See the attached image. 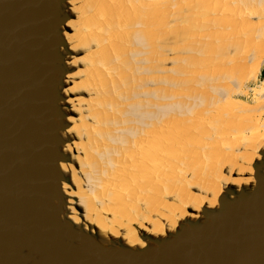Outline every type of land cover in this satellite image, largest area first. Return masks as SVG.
I'll return each instance as SVG.
<instances>
[{
  "label": "water",
  "instance_id": "95a60500",
  "mask_svg": "<svg viewBox=\"0 0 264 264\" xmlns=\"http://www.w3.org/2000/svg\"><path fill=\"white\" fill-rule=\"evenodd\" d=\"M108 1L0 0V264H264V149L252 157L250 181L222 187L196 212L187 207L173 226L131 223L139 243L83 217L88 204L77 189L85 187L71 170L83 154L98 181V146L88 126L80 151L71 149L70 127L80 111L92 117V134L98 127L86 101L95 95L94 35ZM99 215L119 220L116 211Z\"/></svg>",
  "mask_w": 264,
  "mask_h": 264
},
{
  "label": "rangeland",
  "instance_id": "374dc122",
  "mask_svg": "<svg viewBox=\"0 0 264 264\" xmlns=\"http://www.w3.org/2000/svg\"><path fill=\"white\" fill-rule=\"evenodd\" d=\"M207 1H209L210 3L214 2V0H207ZM108 2H109L108 5H105L103 7L102 13L104 14V17H107V19H110V20H107V25L109 27L111 26V29H110L111 32L109 33L110 35L105 37V39H103L101 42L99 41V51H100L99 61L103 65L105 63L106 67L109 66L110 69H112L111 70L112 76L110 75L111 76L110 79H112L113 82H112V80H110L112 87L110 85H108V83L106 81L103 82L104 85L106 84V86L110 90H107L108 92L105 91V89L102 90L103 92L105 91V95L100 94L101 97L99 96V98L103 101V96H104V99H106V97H107V99L105 101V105H106V103H109V102L112 103L110 107L105 106L106 110L109 109V110H112V112L113 111L115 112V114H112L114 117L111 120V126L112 127L115 126V128H116L115 130H121V131H124V133H120V134L116 133L115 134V132H113V135L111 137H109L108 135H106L108 133V131L103 136L102 130L98 129L97 134L95 135L97 137V139L95 138L96 139L95 144L97 146H101V145L105 144L106 141L110 140L111 142H113V144L108 146V147L112 148L114 146L121 147L122 145L125 144V141H126L128 147L132 148L131 150H132L133 154L131 153V155H129L127 153L125 155V157H123V160H122V157H120V156H122V154L116 153L115 148H113L112 152H114V153H112L107 158H109L110 163H114L116 161L118 163V161H119V164H120L121 160L124 161L123 165L125 167L122 165L123 167H121L120 170L122 169V172H124L125 175L129 176L131 174V176H133V178L134 177L136 178L137 176H139V178H142L143 180L145 179L144 176L147 178L149 176V174L152 175V172L148 173V172L144 171V173H143L141 160L138 159V161L137 160L132 161L130 159V158L133 159V157H135L136 154L138 155V153L142 152V151L144 153L143 157L145 156V159H144L145 162L146 163H148V162L153 163V168H154V166L156 168L155 171L157 170V168L160 167L158 163H160V162L165 163V162H162L164 160L165 156L167 158V157H171L174 154L171 157V160L173 159L172 162H173V164L176 165L177 162L174 159V157L175 156L177 157V154L182 153V151L186 152V153L188 152L190 154L189 159L191 161H187V162L183 161L182 163H178V165H181L179 168L176 169V167L175 168L173 167V169L169 170V174H168L169 178L175 177L174 182L176 184H179V186L184 185V184L186 185L190 182L200 180L199 177H200L201 173L199 171H203L200 168H203L205 166V164L207 162H211V160L216 161V164L218 166H220V168H222L223 170H227L228 166L231 165V162H236L235 159H230V157L227 154L232 149L235 150L234 147L237 148L236 153H234V155L246 153L247 147H248L247 145H249V143H250V142L235 143L234 145H232L233 146V148H232L231 145H229L230 143H227V142L228 141L232 142L231 136L232 137L235 136V138H236V135H240V134L242 135V134L248 133L247 129H245V128H246V126L249 125L248 120H246V118L248 119L249 115L246 112L251 110L252 108L254 111L258 112V109L260 108V106L262 104V103H259L260 101L256 102L253 100V91L250 89H248L246 91V93H244V94L238 93L239 94L238 97H236L235 93L239 89L240 90L243 88L245 89V87H247V88L262 87L264 89V74H262V72L264 73V64L262 66V70L259 71V73L257 74L256 77H254L248 81H247V79H245V77L247 78V76H248V73L246 74V70L249 68V66L251 65V63L253 61V58L251 56V55H253V52H251V51H253V47L258 45L259 42H254L253 44L252 43H244L245 45L242 44L241 46L236 45L237 42H235L231 46L226 48V49H231V51L232 50L236 51V54L238 55L237 56V63L240 62L242 64V62H243V65H241L242 67L239 66L240 68L237 66L233 69L234 66L232 65V62H234V61H232V60H229V61L225 60V61H222V63H219L217 60H215L217 57L215 59L213 58V60H212V58H210V54L215 53V51H217V50L220 51V49L223 47H221L222 46L221 44L219 47H217L218 45H216V43H218V42H216V41L217 40L220 41V39H219V37H216L215 35H213V30H211V29L214 27L213 29L216 30L217 29L216 27L221 25V23H222V25H224L225 28L227 27V30L226 29H224V30H226V32H229V33L224 32V34H226L225 36L236 38V37H234V35L232 36L231 33H233V32H230L228 30V28L230 26H231L230 28L234 27L236 32H240V31H242V29H243V31L248 30V31H246L247 33H243V35L249 36L248 33L251 32L250 29L253 28L255 20L258 21L259 17L261 18V14L264 11V8H263V10H261V12L260 11L256 12V10H257L256 8H252L251 10H249V9L246 10L245 15H244L245 19H255L252 24L250 22L244 20V19H241V21L239 22L240 24L239 23L237 24L236 22L233 24L232 23L233 20L231 19L232 17L230 15L231 13L229 14L230 17L228 19H227V16L223 17L221 15V13H219L216 15L217 20L213 21V23H210V26H207V27H209L208 29L210 30V31H207L208 29L207 30L200 29V28H202V26H200V25L202 23H204L205 19H204V15H200V13L203 10H199V9H201L203 7L202 4L205 3V0H138L139 4H137V0H109ZM247 2L251 6H253L255 4V2L253 0H247ZM120 5L122 6L123 10L120 8ZM113 10L118 13L117 14L114 12L115 18H113V16H112ZM141 11H142V14L144 15V18H145L147 24L149 25L148 27L142 26L143 28L142 27L137 28V27H135L137 25H134L137 23L132 24L133 22H136L140 19L141 20L144 19L141 17L142 16L140 14ZM236 11H238V10H236ZM254 12H256V13H254ZM224 14H226V13H224ZM255 14H256V18L253 17V15H255ZM250 15H251V17H250ZM112 19H114L115 22L120 21L123 23V27L121 30H118L119 25L117 24V22L114 24V21ZM215 22L217 24H215ZM141 23H143V22H141ZM192 23H196V24H192ZM144 24H145V21H144ZM207 27H205V28H207ZM197 29H199V31L207 32L208 35H204L207 39H205L204 36L198 37V34H195V32L193 33V34H195L194 39H191V36L193 35V34L191 35V32L193 30H197ZM205 32H201V33H205ZM170 34H171L172 41H168V45L171 43L172 48H171V51L168 54V56H170L173 59V61H166V58L164 57L162 52H159L160 50L163 49L162 44H160V43H164L163 42L164 39L166 40V38L169 37L168 35H170ZM141 35L143 38L141 37V40H140L139 37ZM178 35H179V37H176V39H178L176 41L175 36H178ZM240 35H241V33H240ZM113 36L116 37V42H117V43L115 42L116 44H114L112 42L111 38ZM115 37H113V38H115ZM164 37H166V38H164ZM208 38H210L212 40H209ZM214 38H217V39H215L216 41H213ZM138 39H139L141 46H140V44H137ZM153 40H155L154 44L150 43ZM204 40H206V41H204ZM157 41H158V43H156ZM183 41H184V43H183ZM110 44H111V46H110ZM165 44L167 45V40H166ZM227 44H228V41H227ZM102 46L104 48L106 47L107 50L110 52V54L108 53V51L106 52V48L102 49ZM179 46H181V49H177V48H179ZM116 47H118L119 49H116ZM150 47H151L152 51H151V49L149 51ZM259 47H262V43L259 45ZM210 48H211V50H210ZM249 49H251V51ZM139 50L141 51V54L146 58L147 62L151 63L154 61V59L158 60L157 68L151 70V72H153L152 74H155L153 76L154 83L156 84L155 86H158V87H155L153 84H151V81H148L146 83L144 82V81H147L149 78H148V75L144 78L143 73H146L147 71H149L150 66L154 65L155 61L153 62L154 64L146 65L145 67H147V68H144L143 58L141 55H139V53H140ZM181 51L183 53L180 54L179 52H181ZM104 54H106V55H104ZM129 55L130 56L132 55L131 56L132 59L136 58L137 60H129V58H128ZM109 56H110V58H109ZM244 57L246 58V60L244 59ZM248 57L251 60L249 59V61H247ZM140 60H141V62H139ZM118 63L120 65H118ZM228 63L231 64V66ZM244 63H245V65H244ZM116 65L119 66V68H117V70L119 72H120V67H121V69H123L122 72H120L119 74H117L118 71L116 72L113 69V67H115ZM212 65H214V66H212ZM246 66H248V67H246ZM100 67L103 68V66H101V65H100ZM101 68H100V72L103 70V69L101 70ZM132 68H133V70L131 71L130 69H132ZM127 69L130 70L131 72L128 71ZM100 76H101V79L107 78L106 72H105V74L101 72ZM122 76H123V78H122ZM165 77L170 78L172 84L171 83L169 84L168 82H166L165 80H167V78H165ZM161 80H164V81L162 83H160ZM244 80L246 82H244ZM164 83H166V84H164ZM114 86L115 87L118 86L117 87L118 90ZM116 91H120V92H116ZM97 92H98V89H97ZM106 92H107V94H110V95L107 96ZM170 92L173 94H171ZM123 93L124 94L126 93L128 96L125 97V95H123ZM112 94L113 95L119 94V95H117V97L116 96L112 97ZM118 96H120V97H118ZM207 97H208V100L206 99ZM112 98H113V100H112ZM173 98H174V102H173ZM231 98H235V99L237 98L239 100V102H241V101L247 102L246 104H248L247 105L248 107L246 106V108L245 107L242 108L241 105H236L237 103L236 104L233 102L231 103V101H230ZM123 100H125V101H123ZM189 100L191 102H189ZM102 101L98 100V102H102ZM186 101L189 103L187 104ZM125 102H127V103H125ZM139 102H140V104H139ZM222 102H223V104H222ZM120 103H122V106H120ZM169 103H170V105H169ZM134 104H135V106H133ZM159 104H160V106H159ZM194 104H195V106H194ZM231 104H235V105L231 106ZM192 105L194 107H192ZM176 106H177V108H176ZM239 106H240V108H239ZM120 107H122V108H120ZM163 107H165V108H163ZM179 107H181V108H179ZM189 108H190V110H189ZM97 109H98V107H97ZM176 109H177V111H176ZM101 110L103 111V108H99L98 113H97V110H95V114H94V117L96 119L95 120L96 126L98 125L97 128H101L102 126H104V124H106L104 121H102V122H104L103 124L101 122V119H103V115L101 114V112H102ZM201 110H202V112H201ZM237 110H239V111H237ZM199 111L201 112V115L199 114ZM120 113L124 114V117H122V118H125V120L128 122V125H126V122H124V119H121L122 123L117 120L119 118ZM129 113H131L132 115ZM202 114L205 116L202 117ZM223 114H224V116H223ZM262 114L264 115V110H263ZM134 115L136 116L135 117L136 120L134 117H132ZM236 115H238V116H236ZM263 115L259 116V118L262 119ZM200 116H201V118H200ZM212 117H213V119H212ZM146 118H147V120H146ZM166 118H167V120H166ZM175 122H177V123H175ZM120 125H122V126H120ZM131 125H135V129L139 132H136L135 129H132L133 127ZM243 126H245V127H243ZM120 127H121V129H119ZM150 127L151 128L154 127V129L156 131L155 130L150 131V129H151ZM123 128H124V130H122ZM138 128H139V130H138ZM172 128H176V130L172 129ZM105 129L107 130V128H105ZM177 130H179L180 132ZM189 130H191L190 132L192 133L193 136L190 135L191 133L189 132ZM149 133H151L152 135L158 134V136H159V137L157 136V138H155L156 142L153 143V146L155 148L152 147V150H151V146L149 145V142H147V140H143L142 145L138 146L141 142L142 136L143 135L149 136ZM109 135H111V134H109ZM125 136H126V138H125ZM176 137H178V138H176ZM113 138H115V139L112 140ZM191 138H193V139H191ZM226 138H227V140H226ZM172 139H174V141ZM117 140H119V141L117 142ZM161 140H162V142H161ZM169 140H170V142H169ZM133 141H135V142L133 143ZM171 141L176 142V143L172 144ZM236 141L237 140L235 139L234 142H236ZM178 142H180V143H178ZM135 143L138 147H140L139 148L140 150H138V152L136 150L137 146L134 145ZM164 143H165V146L163 145ZM176 144L177 145L179 144L178 147ZM211 144L214 145V146L212 145L213 148L211 147ZM226 144H228V146H226ZM196 145H198V146H196ZM207 145H209V147H207ZM170 146H171V149H169ZM174 146H176V147H174ZM158 147H160V148H158ZM191 148L192 149L196 148V149H193L194 150L193 151ZM165 149H168V150H165ZM145 150L148 153H146ZM174 150H177V151H174ZM180 150H181V152H180ZM165 151L166 152L168 151L167 152L168 155L165 153ZM135 152H137V153H135ZM157 152L159 153V155ZM156 153H157V155H156ZM114 155H115V157H114ZM151 156L154 157V159ZM166 158H165V161H166ZM96 159H98V158H96ZM113 159H114V161H113ZM155 159H156V161H154ZM99 161H100V163H99ZM106 162L107 161H104L101 158V159H98V162H96V163L94 161L93 164L95 165L96 168H98V166H100V165L101 166L105 165ZM240 162H242L241 159H238V163H240ZM97 163H99L100 165ZM101 163H104V164L102 165ZM136 167H137V170H139V171L136 170ZM168 167H171V166H168ZM212 167H214V166H212ZM96 168H95V172H96ZM138 168H140V169H138ZM208 169H210V168L206 167V166L204 167L203 172L206 175L209 174V173H207ZM211 170L213 171V169H211ZM155 171H153L154 174L156 173ZM140 172H142V173H140ZM209 172H211V171L209 170ZM213 172L215 174H217L215 171H213ZM213 172H212V174H214ZM180 173H181V175H179ZM182 173H185V175L183 176ZM135 174H136V176H135ZM137 174H139V175H137ZM131 176H130V178H131ZM212 176L213 175H211V177ZM218 178H220V177L218 176ZM184 181H186V182H184ZM215 181H217V178ZM182 182H184V183H182ZM148 191L153 193V190H151V189H148ZM148 197H149V195H147L145 198H148Z\"/></svg>",
  "mask_w": 264,
  "mask_h": 264
},
{
  "label": "bare ground",
  "instance_id": "6f19581e",
  "mask_svg": "<svg viewBox=\"0 0 264 264\" xmlns=\"http://www.w3.org/2000/svg\"><path fill=\"white\" fill-rule=\"evenodd\" d=\"M255 2V4L253 6H251L247 0H214V2L210 3L209 1L205 0V3H203V7L199 10H203L200 15H204V23H202L200 26H202V28L200 29H205L207 30L209 27L207 26H210V23H213V21H216L217 20V17L216 15L221 13V15L224 17V16H227V19L230 17L231 15V19L233 20L232 23L234 24L235 22L238 24L241 19H244L248 22H250L251 24L253 23V21L255 19H245L244 15H245V12L247 9L251 10L252 8H256V12L263 10L264 8V0H253ZM210 3V4H209ZM137 4L138 3V0H137ZM120 8L122 9V6L120 5ZM115 9V8H114ZM123 10V9H122ZM141 10V9H140ZM238 10V11H236ZM114 12L117 13L116 11L113 10V18H115V15H114ZM254 12V13H256ZM226 13V14H224ZM231 13V14H230ZM118 14V13H117ZM140 14L142 15L141 17L144 18V15L142 14V11L140 12ZM195 14V13H194ZM230 14V15H229ZM118 16V15H117ZM174 16V15H173ZM129 17V16H128ZM251 17V15H250ZM254 18H256V14L253 15ZM123 18V17H122ZM132 18V17H131ZM198 19V18H197ZM219 19V18H218ZM107 20H110V19H107V17H104V19L101 21V25L102 27H100L97 31H96V34L94 35L95 39L99 42H101L103 39H105L106 36L110 35L109 33L111 32L110 29H111V26L109 27L107 25ZM114 21V19H112ZM111 20V21H112ZM212 20V21H211ZM144 21H145V24H144ZM196 21V20H195ZM219 21V20H218ZM243 21V20H242ZM117 22V21H116ZM114 21V24L116 23ZM143 22V23H141ZM197 22V21H196ZM224 22V21H223ZM99 23V22H98ZM134 23H137V24H134ZM117 24L119 25V28L118 30H121L122 27H123V23L118 21ZM132 24L134 25H137L135 27L137 28H141L142 26H149L145 20V18L143 20H138L136 22H133ZM192 24H196V23H192ZM215 24H217L215 22ZM226 24V23H225ZM240 24V23H239ZM244 24V23H243ZM112 25V24H111ZM193 26V25H192ZM207 28H205V27ZM245 26V25H244ZM231 27V26H230ZM228 28V30L230 32H233L231 33L232 36L234 35V37L236 38H232V37H228V36H225L226 34H224V32H226L227 30V27L225 28L224 25H219L217 26L216 28L218 29H211L213 30V35H215L216 37H219L220 41L219 40H215L217 38H214L213 41H216L218 43H216V45H218L217 47L220 46V44L222 45L221 47L223 48H219L220 51H215V53H212L210 54V58H213L216 59L219 63H222V61H225V60H232L234 62H232V65L234 66L233 69L235 67H239L241 65H243V62L242 64L239 62L237 63V54H236V51L235 50H232L231 49H226L227 47L231 46L233 43L237 42L236 45L238 46H241L242 44L244 43H254V42H259L258 45L254 46L253 47V51H251V49H249L251 52H253V55L252 58H253V61L251 63V65L249 66V68L246 70V74L248 73V76L247 78L245 77V79L250 80L254 77L257 76V74L259 73L260 71V68L262 66V64L264 63V11L262 12L261 14V18L259 17L258 21L255 20L254 22V25H253V28H251V32L248 33L249 36H245L243 35V33H247L246 31L248 30H244L242 29V31L240 32H236V30L233 28ZM242 27V26H241ZM143 28V27H142ZM226 29V30H224ZM249 30V31H250ZM207 31H210L209 29ZM238 31V30H237ZM195 32V34H198V37H203L204 35H208L207 32L205 31H199V29L197 30H193L191 32V35ZM198 32V33H197ZM201 32H205V33H201ZM236 32V33H235ZM212 33V32H211ZM226 33H229V32H226ZM241 33V35H240ZM193 34L191 36V39H194V35ZM203 34V35H202ZM101 35V36H100ZM113 35V34H112ZM169 37H164L166 38L167 40V45L165 44L166 40L164 39V43H160L162 44V50H160L159 52H162V54L164 55V57L166 58V61H173V59L168 56V54L170 53L171 51V43L168 45V41H172L171 39V34L168 35ZM115 37V36H113ZM111 38L112 39V42L114 44H116V37L115 38ZM141 37L142 35L139 37V39L141 40ZM176 37H179L178 36H175V39ZM197 37V38H198ZM205 37V36H204ZM209 37V36H208ZM143 38V37H142ZM196 38V39H197ZM139 39H138V43L137 44H140L139 42ZM205 39H207L205 37ZM209 40H212L210 38H208ZM178 39H176L177 41ZM187 40V39H186ZM154 41L153 40L152 42L150 43H153L154 44ZM192 41V40H191ZM194 41V40H193ZM206 41V40H204ZM227 41H228V44H227ZM116 42V43H115ZM158 43V41L156 42ZM155 43V44H156ZM184 43V41H183ZM199 43V42H198ZM211 43V42H210ZM262 43V47H259V45ZM213 44V43H212ZM227 44V45H226ZM203 45V44H202ZM214 45V44H213ZM245 45V44H244ZM111 46V44H110ZM109 46V47H110ZM129 46V45H128ZM141 46V44H140ZM157 46V45H156ZM155 46V47H156ZM211 46V45H210ZM138 47V46H137ZM213 47V46H212ZM106 48V47H105ZM103 46H102V49H105ZM125 48V47H124ZM139 48V47H138ZM208 48V47H207ZM232 48V47H231ZM116 49H119L118 47H116ZM151 47L149 48V51H150ZM177 49H181V46H179V48ZM209 49V48H208ZM214 49V48H213ZM218 49V48H217ZM211 50V48H210ZM107 48H106V52H107ZM152 51V49H151ZM214 51V50H213ZM103 52V51H102ZM139 55L142 56L143 58V64H144V68H147L145 67L146 65H152L150 66V69L149 71H147L146 73H143L144 75V78L148 75V80L147 81H144L145 83L148 82V81H151V84H153L154 86L156 85L154 83V80H153V76L155 74H152L153 72H151L152 69H155L157 68L158 66V60L154 59V63L153 62H147L146 58L141 54V51L139 50ZM108 53L110 54V52L108 51ZM180 54L183 53L182 51L179 52ZM245 53V52H244ZM102 54V53H101ZM108 54V55H109ZM106 55V54H104ZM250 55V54H249ZM132 56V55H131ZM131 56L129 55V60H137L136 58L135 59H132ZM104 57V56H103ZM179 57V56H178ZM110 58V56H109ZM240 58V57H239ZM100 59V58H99ZM99 59L97 58V60H95V63H94V66L96 67L95 68V75H93L92 73L89 72V74H91L93 76V88H94V91H92L93 93L95 92V95H94V98H91L89 100H87L86 102L87 103H93L95 105V108L97 110V113H98V110L99 108H103V111L101 112V114L103 115V119H101V122L104 121L106 124H104V126H102L101 128H96V130H94V134L91 133V131L93 130V122L92 121V117H90L88 114L84 115H80V112H79V116L78 117H74L72 118L71 120V129L73 131L76 132L75 134V139L72 140L71 142V149H75L76 152L80 151V148H81V139L79 137H83L82 134V131L81 130H87V127L90 126L92 128H89L88 131H89V135L88 137H91L93 139V143H95L97 137L95 136L97 134V130L98 129H101L102 130V133H103V136L105 135V133L108 131V133L106 135H108L109 137H111L113 135V132H115V134H120V133H124V131H121V130H115V126H111V120L112 118L114 117L112 114H115V112L112 110H106L105 106L106 107H110L112 103H106L105 105V101L107 99H104V96H103V101L99 98L100 94H104L105 95V91L107 90H110L106 84L104 85V81H106L108 83V85L111 86V82L110 79L111 78V70L109 66L106 67V64L104 63V65L99 61ZM244 59L246 60V58L244 57ZM249 57H248V60L249 61ZM128 60V61H129ZM251 60V59H250ZM145 61V62H144ZM141 62V60L139 61ZM128 63V62H127ZM234 63V64H233ZM249 63V62H248ZM229 64V63H228ZM247 64V63H246ZM103 66V68L100 67ZM109 65V64H108ZM118 65H120L118 63ZM116 65L115 67H113L114 71H118L117 68H119V66ZM231 66V64H229ZM245 65V63H244ZM214 66V65H212ZM242 67V66H241ZM248 67V66H246ZM100 68H101V72L105 74L106 72V77L107 78H103L101 79V72H100ZM126 68V67H125ZM128 68V67H127ZM225 68V67H224ZM240 68V67H239ZM245 68V67H244ZM90 69V68H89ZM243 69V68H242ZM123 69H121L120 67V72H122ZM128 70V69H127ZM131 71L133 70L130 69ZM128 70V71H130ZM136 70V69H135ZM239 70V69H238ZM91 71V69H90ZM130 71V72H131ZM242 71V70H241ZM119 71L117 72V74L120 73ZM83 73V72H82ZM115 73V72H114ZM124 74V73H123ZM127 74V73H126ZM236 74V73H235ZM245 74V75H246ZM97 76H100V77H96ZM111 75V76H110ZM142 75V76H143ZM126 77V76H125ZM156 77V76H155ZM123 78V76H122ZM167 78V77H165ZM88 78L85 76L84 78H81V79H78L77 81L74 82V86L76 85V87H80L82 86V84L87 80ZM169 80V81H168ZM243 80V79H242ZM160 81V80H159ZM164 80H161L160 83H162ZM166 82H168L169 84L171 83V80L170 78H167V80H165ZM113 82V80H112ZM244 82H246L244 80ZM243 82V83H244ZM166 84V83H164ZM172 84V83H171ZM96 86V88H95ZM109 86V87H110ZM106 87V88H105ZM112 87V86H111ZM110 87V88H111ZM115 87V86H114ZM118 87V86H117ZM117 87H115L117 89ZM155 87H158V86H155ZM114 88V89H115ZM97 89H98V92H97ZM105 91L103 92L102 90ZM126 89V88H125ZM244 89V88H243ZM239 89L235 94H236V97H238L239 94H244L246 93V91L248 89L252 90L253 91V100L254 101H260L259 103H262L260 108L258 109V112L257 111H254L253 108L249 111H247L246 113L249 115L248 116V119L246 118V120H248L249 122V125L246 126L245 129H247V134H240V135H236V138L235 136H231L232 138V142L231 141H228L227 143H230L229 145H231V147L233 148L232 145H234L235 143H242V142H250L249 145H247V152L246 153H241L239 155H234V153H236V147H234L235 150H231L227 155L230 157V159H235L236 162H231V165L228 166V169L227 170H223L222 168H220V166H218L216 164V161H212L211 162H207L205 164L206 167H209L210 169H208L207 173H209L208 175H206L203 171H204V167L203 168H200L201 170L203 171H199L201 173L199 179L200 180H197V181H193V182H190L186 185H181L179 186V184H176L174 182V178H169V170L170 169H173V167L176 169L179 168L181 165H178V163H182L183 161L187 162V161H191L189 159L190 157V154L187 152H183L182 153H179L177 154V157L175 156L174 159L176 160L177 164H173L172 160H171V157L174 155H172L171 157H167L165 156L166 158V161H165V158L162 162H165V163H158L159 164V168H157V170L155 171V166L153 168V163H146L145 162V156L143 157V151L142 152H139L138 155L136 154V158L133 157L130 158L132 161L133 160H141L142 162V169H143V173L144 171L145 172H152V175L149 174V176L146 178L144 176V180L142 178H139V176H137L136 178L133 176H131V174L128 176V175H125L124 172H122V169L120 170L121 167H123L124 165V161L123 160V157H125V155L128 153L129 155H131L132 153V148H129L126 141H125V144L122 145L121 147H108L110 145L113 144V142H111L110 140L109 141H106L105 144L101 145V146H98L97 149H92V148H88L89 145L87 144L86 146V149H92L91 152H92V155L98 159H103L104 161H107L105 165H103L104 163H101L103 166H101L99 163L100 166H98L97 168V172L96 174L99 176L100 179H98V181H96V178L93 176L94 175V172H91L90 170H87L85 167H84V163L82 162L81 158H83V154H80L79 156L81 158H78V155H77V158H78V162H77V165H78V168L75 167L74 171H73V168L71 170V176H72V181L74 183H78V185L82 184L85 189H82V188H78L77 190V196L80 198V200L83 202V203H86V205L88 204V206L86 207L87 210L84 209V212L87 214L89 211V215L86 216V214H82L84 218L87 217V219H89L90 221L94 222L98 225V227L102 230H106L110 233H112V235H118V234H122L120 231H123L124 230V234L123 235V238L130 242V243H139L138 242V239L135 237L134 233H133V230L135 227H133L131 225V223H133V225L137 226L138 228L141 227V222L142 221H145V222H148L150 223L152 226H154L155 228V231L159 230L160 229V225H162V222H160V219L163 221V225H174L175 224V216L176 214H183L186 212V208L187 207H191L192 206V210L196 212V210L199 208L200 205H209L211 203V201L215 200L217 195H218V191L222 188V187H226V186H238L239 184V181L240 180H247L250 181L252 179V177L250 176L248 178V172H251V161H252V157H257L258 156V153L257 151L260 150V149H264V115L262 114L263 113V110H264V89L262 87H253V88H247L245 87V89ZM118 90V89H117ZM120 90V89H119ZM108 92V91H107ZM106 92V95H110V94H107ZM114 92V91H113ZM116 92H120V91H116ZM125 92V91H124ZM163 92V91H162ZM171 93V92H170ZM239 93V94H238ZM173 94V93H171ZM170 94V95H171ZM117 95L119 94H115L113 95L112 94V97H117ZM123 95H125V97H127L128 95L125 93H123ZM172 96V95H171ZM101 97V96H100ZM120 97V96H118ZM173 97V96H172ZM84 98V97H83ZM83 98L81 97H78L77 100H76V103L77 105L79 106L78 110H82V103H83ZM110 98V97H109ZM152 98V97H151ZM208 100V97L206 98ZM229 99V98H228ZM99 101H102V102H98ZM113 100V98H112ZM206 100V101H207ZM215 100V99H214ZM213 100V101H214ZM238 99L236 98H231L230 101L231 103H237L236 105H241L242 108L245 107L248 105L246 104L247 102H244V101H241L239 102V100L237 101ZM252 100V101H253ZM125 101V100H123ZM178 101V100H177ZM188 101V100H187ZM186 103L188 104L189 102H191L189 100V102ZM203 101V100H202ZM205 101V100H204ZM113 102V101H112ZM120 102V101H119ZM173 102H174V98H173ZM172 102V103H173ZM180 102V101H179ZM116 103V102H115ZM127 103V102H125ZM124 103V104H125ZM171 103V104H172ZM117 104V103H116ZM140 104V102H139ZM174 104V103H173ZM184 104V103H183ZM223 104V102H222ZM230 104V103H229ZM235 104H231L232 105H235ZM103 105V106H102ZM170 105V103H169ZM182 105V104H181ZM191 105V104H190ZM218 105V104H217ZM81 106V107H80ZM120 106H122V103H120ZM125 106V105H124ZM135 106V104L133 105ZM160 106V104H159ZM174 106V105H173ZM195 106V104H194ZM192 105V107H194ZM203 106V105H202ZM98 107V109H97ZM152 107V106H151ZM155 107V106H154ZM187 107V106H186ZM218 107V106H217ZM235 107V106H234ZM237 107V106H236ZM248 107V106H247ZM118 108V107H117ZM122 108V107H120ZM165 108V107H163ZM162 108V109H163ZM172 108V107H171ZM177 108V106H176ZM181 108V107H179ZM178 108V109H179ZM188 108V107H187ZM240 108V106H239ZM132 109V108H131ZM173 109V108H172ZM175 109V108H174ZM166 110V109H165ZM190 110V108H189ZM200 110V109H199ZM243 110V109H242ZM245 110V109H244ZM177 111V109H176ZM233 111V110H232ZM236 111V110H235ZM239 111V110H237ZM186 112V111H185ZM184 112V113H185ZM190 112V111H189ZM188 112V113H189ZM192 112V111H191ZM202 112V110H201ZM201 112L199 111V114L201 115ZM206 112V111H205ZM235 113V112H234ZM237 113V112H236ZM109 114V115H108ZM131 114V113H129ZM198 114V115H199ZM205 114V113H204ZM239 114V113H238ZM132 115V114H131ZM176 115V114H175ZM188 115V114H187ZM194 115V114H193ZM196 115V114H195ZM235 115V114H234ZM233 115V116H234ZM263 115L262 119L259 118V116ZM177 116V115H176ZM205 116L202 114V117ZM224 116V114H223ZM238 116V115H236ZM240 116V115H239ZM117 117V116H116ZM124 117V114H119V118L117 119L118 121H121V119H124V122H126V125H128V122L125 120V118H122ZM132 117H136L135 115L132 116ZM194 117V116H193ZM246 117V116H245ZM149 118V117H148ZM173 118V117H172ZM201 118V116H200ZM205 118V117H204ZM132 119V118H131ZM195 119V118H194ZM213 119V117H212ZM136 120V118H135ZM134 120V121H135ZM147 120V118H146ZM167 120V118H166ZM196 120V119H195ZM201 120V119H200ZM110 121V122H109ZM117 121V122H118ZM140 121V120H139ZM194 121V120H193ZM102 122V124L104 123ZM113 122V121H112ZM115 122V121H114ZM195 122V121H194ZM197 122V121H196ZM200 122V121H199ZM135 123V122H134ZM177 123V122H175ZM131 124V123H130ZM217 124V123H216ZM118 125V124H117ZM125 125V126H126ZM203 125V124H202ZM122 126V125H120ZM133 128L132 129H135V125H131ZM130 126V127H131ZM181 126V125H180ZM185 126V125H184ZM183 126V127H184ZM222 126V125H221ZM118 127V126H117ZM137 127V126H136ZM245 127V126H243ZM107 128V130L105 129ZM151 128V127H150ZM121 129V127L119 128ZM172 129H175L176 128H172ZM178 129V128H177ZM181 129V128H180ZM124 130V128L122 129ZM136 130V129H135ZM139 130V128H138ZM151 130H155L154 127H152L150 129ZM184 130V129H183ZM156 131V130H155ZM179 131V130H177ZM191 130H189L190 132ZM128 132V131H127ZM136 132H139L136 130ZM180 132V131H179ZM188 132V131H187ZM245 132V131H244ZM178 133V132H177ZM191 133V132H190ZM99 134V133H98ZM111 134V135H109ZM114 134V135H115ZM146 134V133H145ZM187 135V134H186ZM192 135V133L190 134ZM195 135V134H194ZM100 136V135H99ZM98 136V137H99ZM158 134L156 135H152L151 133H149V136H142L141 138V142L138 146H141L142 145V142L143 140H147V142H149V145L151 146V150H152V147L155 148L153 146V143H155L156 139L157 138ZM182 136V135H181ZM193 136V135H192ZM196 136V135H195ZM106 137V136H105ZM114 137V136H113ZM121 137V136H120ZM124 137V136H123ZM122 137V138H123ZM159 137V136H158ZM168 137V136H167ZM187 137V136H186ZM189 137V136H188ZM191 137V136H190ZM202 137V136H201ZM96 138V139H95ZM116 138V137H115ZM115 138H113L112 140H114ZM126 138V136H125ZM124 138V139H125ZM166 138V137H165ZM178 138V137H176ZM181 138V137H180ZM184 138V137H183ZM205 138V137H204ZM117 139V138H116ZM169 139V138H168ZM175 139V138H174ZM174 139H172L174 141ZM193 139V138H191ZM229 139V138H228ZM234 139V140H233ZM235 139L237 140L236 142ZM122 140V139H121ZM163 140V139H162ZM161 140V142H162ZM227 140V138H226ZM119 140H117L118 142ZM168 141V140H167ZM192 141V140H191ZM190 141V142H191ZM202 141V140H201ZM135 141H133L134 143ZM160 142V141H159ZM158 142V143H159ZM160 142V143H161ZM170 142V140H169ZM172 142V141H171ZM189 142V141H188ZM226 142V141H225ZM97 143V142H96ZM167 143V142H166ZM175 144L176 142H172V144ZM180 143V142H178ZM186 143V142H185ZM193 143V142H192ZM196 143V142H195ZM232 143V144H231ZM199 144V143H198ZM131 145V144H130ZM136 145V143L134 144ZM165 146V143L163 144ZM168 145V144H167ZM177 145V144H176ZM179 145V144H178ZM177 145V147H178ZM195 145V144H194ZM213 144H211V147H212ZM137 146V145H136ZM136 147V150L138 152V150H140L139 148L140 147ZM169 146V145H168ZM184 146V145H183ZM198 146V145H196ZM214 146V145H213ZM226 146H228V144H226ZM225 146V147H226ZM163 147V146H162ZM176 147V146H174ZM173 147V148H174ZM204 147V146H203ZM207 147H209V145H207ZM113 148H115V152L116 153H121L122 156V160L119 164V161L117 163L114 162V163H110L109 162V158H107L108 156H110L112 153ZM150 148V147H149ZM160 148V147H158ZM190 148V147H189ZM213 148V147H212ZM220 148V147H219ZM79 149V150H78ZM85 148L83 147L82 150H84ZM148 149V148H147ZM171 149V146L170 148ZM178 149V148H177ZM192 149V148H191ZM193 149H196V148H193ZM192 149V150H193ZM199 149V148H198ZM81 150V151H82ZM156 150V149H155ZM165 150H168V149H165ZM183 150V149H182ZM188 150V149H187ZM191 150V151H192ZM88 151V150H86ZM157 151V150H156ZM161 151V150H160ZM174 151H177V150H174ZM194 151V150H193ZM135 152V153H137ZM146 152V150H145ZM152 152V151H151ZM164 152V151H163ZM168 152V151H167ZM167 152L165 151V153L167 154ZM181 152V150H180ZM148 153V152H146ZM153 153V152H152ZM158 153V152H157ZM156 153V155H157ZM194 153V152H193ZM133 154V153H132ZM164 154V153H163ZM147 155V154H146ZM149 155V154H148ZM159 155V153H158ZM168 155V154H167ZM141 156V157H140ZM197 156V155H196ZM213 156V155H212ZM115 157V155H114ZM152 157V156H151ZM154 159V157H152ZM156 158V157H155ZM97 159V160H98ZM238 159H241L242 162L238 163ZM112 160V159H111ZM117 160V159H116ZM114 161V159H113ZM147 161V160H146ZM150 161V160H149ZM156 161V159L154 160ZM208 161V160H207ZM94 162V161H93ZM135 162V161H134ZM151 162V161H150ZM138 164V163H137ZM161 164V165H160ZM94 165V164H93ZM123 165V166H122ZM128 165V164H127ZM140 166V165H139ZM168 166H171V167H168ZM214 166V167H212ZM125 167V166H124ZM130 167V166H129ZM141 167V166H140ZM128 168V167H127ZM69 169H71L69 167ZM140 169V168H138ZM211 169H213V171H215L217 174H215ZM95 170V169H94ZM136 170H137V167H136ZM135 170V171H136ZM209 170L211 172H209ZM134 171V172H135ZM139 171V170H137ZM142 171V170H141ZM153 171H155L156 173L154 174ZM212 172L214 174H212ZM136 173V172H135ZM142 173V172H140ZM139 173V174H140ZM93 174V175H92ZM95 174V175H96ZM137 174V175H139ZM181 175V173L179 174ZM182 175L184 176L185 173H182ZM206 175V176H205ZM211 175H213L211 177ZM128 176V177H127ZM131 176V178H130ZM136 176V174H135ZM218 176L220 178H218ZM217 178V181H215ZM156 180V181H155ZM178 181V180H177ZM187 181V180H186ZM184 181V182H186ZM182 182V183H184ZM93 187H97V190H98V193H95L94 190H93ZM182 189V192H181V189ZM148 189H151L153 190V193L149 192ZM75 191V190H74ZM75 194H73L72 196H74ZM147 195H149L148 198H145ZM76 197V195H75ZM74 203L75 204H80L79 203V199L76 198V200H74ZM94 207V208H93ZM102 211H116L117 215H118V219L119 220H115V219H110V218H106V217H102L99 215V212ZM87 211V212H86ZM90 214H93V215H90ZM76 217L75 216V212H72L70 213V217ZM190 215H193V213H191ZM123 219V220H120ZM165 222V223H164Z\"/></svg>",
  "mask_w": 264,
  "mask_h": 264
},
{
  "label": "trees",
  "instance_id": "16d2710c",
  "mask_svg": "<svg viewBox=\"0 0 264 264\" xmlns=\"http://www.w3.org/2000/svg\"><path fill=\"white\" fill-rule=\"evenodd\" d=\"M261 70H262V69H261ZM262 74H264V73L262 72ZM262 74H261V75H262Z\"/></svg>",
  "mask_w": 264,
  "mask_h": 264
}]
</instances>
